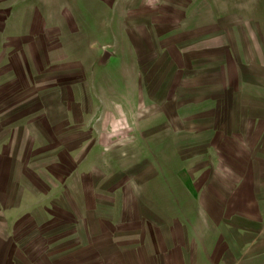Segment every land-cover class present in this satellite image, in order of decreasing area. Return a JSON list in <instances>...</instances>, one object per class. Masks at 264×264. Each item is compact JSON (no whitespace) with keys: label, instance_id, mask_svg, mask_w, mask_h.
Listing matches in <instances>:
<instances>
[{"label":"rangeland","instance_id":"obj_1","mask_svg":"<svg viewBox=\"0 0 264 264\" xmlns=\"http://www.w3.org/2000/svg\"><path fill=\"white\" fill-rule=\"evenodd\" d=\"M0 264H264V0H0Z\"/></svg>","mask_w":264,"mask_h":264}]
</instances>
